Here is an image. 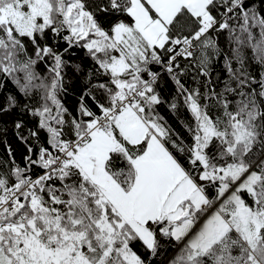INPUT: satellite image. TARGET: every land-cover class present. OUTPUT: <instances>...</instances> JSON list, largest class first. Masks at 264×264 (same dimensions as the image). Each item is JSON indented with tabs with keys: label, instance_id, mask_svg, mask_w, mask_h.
<instances>
[{
	"label": "snow or ice",
	"instance_id": "obj_1",
	"mask_svg": "<svg viewBox=\"0 0 264 264\" xmlns=\"http://www.w3.org/2000/svg\"><path fill=\"white\" fill-rule=\"evenodd\" d=\"M0 264H264V0H0Z\"/></svg>",
	"mask_w": 264,
	"mask_h": 264
},
{
	"label": "trees",
	"instance_id": "obj_2",
	"mask_svg": "<svg viewBox=\"0 0 264 264\" xmlns=\"http://www.w3.org/2000/svg\"><path fill=\"white\" fill-rule=\"evenodd\" d=\"M221 43L223 44V41H221ZM217 72H219L221 75H223L222 70L219 67H217ZM9 88H11V85H9ZM170 89H171V85H168L165 88V90H164L165 91V95L169 94ZM67 103H68V106L70 108L73 107L74 106V103H75V97L70 95L68 97ZM162 111H163V109H162ZM165 115H167L166 112H165ZM169 119L171 120V117H169ZM175 126L178 128V130H181L182 131V129L179 128V125H175Z\"/></svg>",
	"mask_w": 264,
	"mask_h": 264
}]
</instances>
